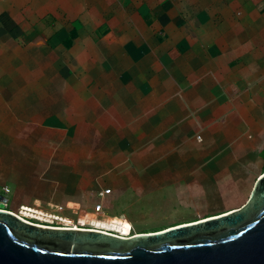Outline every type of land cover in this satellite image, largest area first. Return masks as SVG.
I'll return each instance as SVG.
<instances>
[{
    "label": "crops",
    "instance_id": "crops-1",
    "mask_svg": "<svg viewBox=\"0 0 264 264\" xmlns=\"http://www.w3.org/2000/svg\"><path fill=\"white\" fill-rule=\"evenodd\" d=\"M263 151L264 0H0L6 203L172 207Z\"/></svg>",
    "mask_w": 264,
    "mask_h": 264
},
{
    "label": "water",
    "instance_id": "water-1",
    "mask_svg": "<svg viewBox=\"0 0 264 264\" xmlns=\"http://www.w3.org/2000/svg\"><path fill=\"white\" fill-rule=\"evenodd\" d=\"M0 264H264V172L228 214L157 233L38 226L4 208Z\"/></svg>",
    "mask_w": 264,
    "mask_h": 264
},
{
    "label": "rangeland",
    "instance_id": "rangeland-1",
    "mask_svg": "<svg viewBox=\"0 0 264 264\" xmlns=\"http://www.w3.org/2000/svg\"><path fill=\"white\" fill-rule=\"evenodd\" d=\"M187 113L189 115L188 118L192 116V112H190L189 109ZM187 120L190 119H186L185 121V125L187 124L188 126L192 123V120ZM194 127L196 129L199 125L194 124ZM260 157L261 158H257V161L252 162L246 175L236 166H233L234 169L230 168L228 174L220 173L218 178L214 175H208L207 177H210V181L207 182V185L204 184L201 189L195 190L196 195L193 198L190 192H186V194L183 195L189 196L185 198L182 197L179 203L173 204L172 207L166 206L167 204L160 201L156 205L138 206L131 211H127V208H124L123 212L118 214V216H105L103 212L100 213L101 205L98 203L95 204L94 211L91 213L81 212L79 214L78 211V213L73 212L67 216L66 209H62V207L57 204L51 207L44 201L36 204L32 198H27V195L24 194L29 193V190L25 191L24 189H20V200L13 202L11 196L15 191L14 186H12L13 192L8 194L9 201L5 206L19 212L28 221L38 226L50 228L77 227V229L91 230L96 228H85L74 225L97 226L108 229L103 231L119 236L163 232L171 228L214 219L236 210L238 208L237 206L246 200L254 180L264 170V151L261 153ZM18 162H20V160ZM213 178H217L219 181L214 182ZM3 180H5V177L1 176L0 187ZM8 184L10 185V183ZM40 222L60 223L66 226H52Z\"/></svg>",
    "mask_w": 264,
    "mask_h": 264
},
{
    "label": "built area",
    "instance_id": "built-area-1",
    "mask_svg": "<svg viewBox=\"0 0 264 264\" xmlns=\"http://www.w3.org/2000/svg\"><path fill=\"white\" fill-rule=\"evenodd\" d=\"M196 138H197L198 140H200V139H201V136H200V135H197ZM3 190H4L5 192H8V191H9V188L5 186V187L3 188Z\"/></svg>",
    "mask_w": 264,
    "mask_h": 264
},
{
    "label": "trees",
    "instance_id": "trees-1",
    "mask_svg": "<svg viewBox=\"0 0 264 264\" xmlns=\"http://www.w3.org/2000/svg\"><path fill=\"white\" fill-rule=\"evenodd\" d=\"M263 172H264V170H263Z\"/></svg>",
    "mask_w": 264,
    "mask_h": 264
}]
</instances>
